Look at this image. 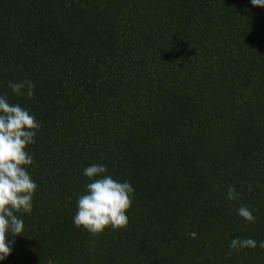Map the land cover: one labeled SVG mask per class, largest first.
Listing matches in <instances>:
<instances>
[{
  "label": "trees",
  "instance_id": "obj_1",
  "mask_svg": "<svg viewBox=\"0 0 264 264\" xmlns=\"http://www.w3.org/2000/svg\"><path fill=\"white\" fill-rule=\"evenodd\" d=\"M0 264H264V0H0Z\"/></svg>",
  "mask_w": 264,
  "mask_h": 264
}]
</instances>
